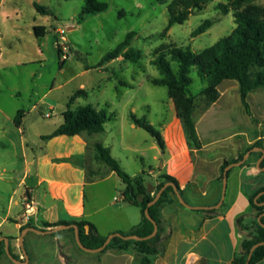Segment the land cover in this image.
<instances>
[{
  "label": "rangeland",
  "instance_id": "374dc122",
  "mask_svg": "<svg viewBox=\"0 0 264 264\" xmlns=\"http://www.w3.org/2000/svg\"><path fill=\"white\" fill-rule=\"evenodd\" d=\"M98 1L108 4L107 11L78 22L84 0H37L47 9V15L37 13L32 0H0V132H12L17 137L23 133L22 137L29 142L37 133H52L63 122L61 114L68 108L84 104L105 108L114 116L104 125V130L97 134L83 132L77 143L81 146V140L86 139L109 148L111 156L127 175L133 177L143 172L148 180L146 172L150 169L158 171L162 161L187 140L184 125L175 115L167 89L151 84V80L159 77L151 61L160 52L170 59L168 50L172 47L189 46L193 52H198L211 46L234 28L232 11L216 8L217 4H225L227 0H213L204 10L192 14L183 24H174L161 35L168 22L166 4L156 0ZM253 3L264 5V0H253ZM205 21H210V26L203 33L192 36ZM35 26L44 27L43 37L34 35ZM131 31L136 34L129 48L140 53L139 60L132 62L118 57L97 67L102 57ZM171 66L176 69L175 62H171ZM189 77L192 83L188 94L196 97L206 83L194 68ZM234 86L239 85L232 80H225L218 86L220 93H228L222 100H229L231 125L227 124L225 128L220 116H216L214 122L208 120L206 127L205 121L199 124L203 143L235 129L249 130L239 91H234ZM202 107L203 103L196 98L195 122L204 113ZM19 110L24 115L20 131L12 124ZM131 114L144 118L159 131L163 150L155 138L130 121ZM204 129L208 131V138L202 132ZM232 141L239 142L237 138ZM83 151V157L77 161L93 166V156L97 154L94 145H87ZM218 151L209 150L201 157L207 158ZM221 152L230 158L228 148ZM246 161L254 160L248 157ZM182 175L184 172H180L179 176ZM205 177L198 176L199 179ZM117 180L122 184L120 179ZM114 184L113 180H108L86 185L83 196L89 199L93 191L97 205H104L113 196L121 197L120 187ZM23 191L24 188L19 187L15 197L19 199ZM186 201L191 205L189 200ZM128 208L132 215L140 217L138 208ZM1 259L9 260L4 255Z\"/></svg>",
  "mask_w": 264,
  "mask_h": 264
},
{
  "label": "crops",
  "instance_id": "0c3cea01",
  "mask_svg": "<svg viewBox=\"0 0 264 264\" xmlns=\"http://www.w3.org/2000/svg\"><path fill=\"white\" fill-rule=\"evenodd\" d=\"M233 90L239 91V86H234ZM227 95L224 91L219 92L218 100L196 121L200 149L190 148L186 140L183 147V143L180 144L178 149L162 161L158 171L150 169L146 172L153 187L152 195L160 181L159 176L166 174L175 178L185 200L191 202L190 206H214L218 203L222 190L219 176L223 161L237 158L261 138V130L264 128L263 89L247 96L257 125H253L246 115L248 131L235 129L203 143L199 124L205 121L206 127L208 120L214 122L216 116H220V119H224L225 128L227 124L231 125L229 100H222ZM14 117L12 124L20 131L24 116L20 125L14 123ZM206 131L202 130L204 135L208 133ZM47 135L37 133L33 141L28 142L22 137L23 133L17 137L12 132H0V238H12L9 239V248L20 262L25 260L18 244L21 228L25 226L21 222V200L25 195L33 198L37 204L36 214L30 224L39 230L54 228H45L44 223L87 221L99 235L108 236L129 232L141 220V215H132L128 207L133 205L122 196L125 185L122 181L120 184L117 180L120 178L96 159L97 154L93 156V166L77 161L83 157V149L87 145H95L93 142L83 139L80 146L77 143L80 134L44 139ZM234 138L239 142H233ZM262 140L264 149V135ZM227 148L231 152L230 158L221 152ZM213 149L219 151L207 158L201 157V154ZM249 157L254 161L229 170L223 203L213 217L207 218L201 210L187 209L178 201L166 202L158 207L160 242L158 253L150 264H231L234 254L240 249L241 241L251 232L253 225L255 211L249 207L248 197L264 185V170L256 168L260 156L250 154ZM180 172H184L182 177L179 176ZM199 175L206 177L199 179ZM108 180H113L114 185L120 187L121 197L113 196L108 203L97 205L93 191L89 199L83 196V187L86 185ZM19 187H23L24 191L18 199L15 196ZM199 196L203 199H198ZM241 214H244L242 224L248 228L242 232L236 224ZM70 230L63 229L43 235L27 232L23 238V247L28 256L25 264H141L133 249L125 252H85L76 245L74 231ZM0 264L14 263L1 259ZM257 264H264V259Z\"/></svg>",
  "mask_w": 264,
  "mask_h": 264
},
{
  "label": "trees",
  "instance_id": "16d2710c",
  "mask_svg": "<svg viewBox=\"0 0 264 264\" xmlns=\"http://www.w3.org/2000/svg\"><path fill=\"white\" fill-rule=\"evenodd\" d=\"M159 4H166L168 14L167 26L162 31L161 35H165L174 24H183L189 16L196 12L204 10L207 4L213 0H156ZM32 6L37 13L47 15V9L40 5L37 0H32ZM216 8L223 12L232 11L234 28L229 34L219 38L211 46L193 52L189 46L172 47L168 50L170 59H167L165 53L160 52L155 55L151 64L157 69L159 77L151 80L154 86H162L167 89L168 98L172 101L176 117L182 121L185 132L187 133V145L190 148L200 149V142L196 132V122L193 114L196 107V98H199L203 103L202 112H205L219 98L218 86L225 80L236 81L239 85L240 103L249 117L253 125H257V121L253 117L247 96L251 92L264 89V5L253 3V0H227L225 4L219 3ZM108 4L98 0H84L83 8L78 15V22L84 19L107 11ZM210 21H205L199 25L193 32L192 36L203 33L209 26ZM33 33L36 37L44 36V27L35 26ZM135 32L131 31L126 34L125 38L116 45L115 48L109 50L100 60L97 67H101L105 63L117 59L118 57L124 60L137 62L140 58L138 51L129 48L130 41L135 36ZM125 49V50H124ZM171 62L176 63V69L171 66ZM191 68L196 69L201 80L206 83V86L195 97L188 94V88L192 83L189 73ZM63 122L49 135L44 136V139H51L58 136L73 137L83 132L88 134L101 133L104 130V125L110 121L114 113H109L105 108H96L91 104L77 105L74 108L66 109L62 114ZM21 110L17 111L14 117V123L20 125L23 117ZM130 121L139 128L144 129L148 134L155 138L159 148L163 150L164 143L158 130L149 124L144 118H137L134 114L130 115ZM264 128L261 130V138L256 140L252 145L241 152L237 158L232 160H224L221 169L219 180L222 181L223 169L243 158V155L253 149L262 148ZM97 151L96 159L105 164L113 171L123 182L124 190L122 196L124 200L139 208L141 220L129 232H118L121 235H136L138 237H146L153 230L152 223L145 217L144 211L147 204L154 198L157 191L167 183H173L183 199V191L175 178L162 174L159 176L160 181L154 187L155 192H147V187L152 184L146 180L144 173L136 176L127 175L121 168L119 162L110 154V149L103 147L101 144L94 145ZM260 156L261 153H251ZM248 164V161L241 166ZM259 167H264V158L259 164ZM229 173V171H228ZM227 173V175H228ZM264 191V185L258 188L255 192L249 195V207L255 211L253 225L249 232L240 243V249L234 254L231 264H246L247 256L253 245L264 241V228L257 221L259 215L264 214V193L260 195L256 201L255 197ZM178 201L174 195L171 186H168L161 194L160 198L154 205L148 208L150 217L157 224V233L154 237L143 240H123L118 237L111 239L109 244L100 253L113 250L116 252H125L133 249L140 258L141 264H150L151 259L158 253L160 242L161 222L159 219L158 207L166 202ZM186 202V200H185ZM187 203V202H186ZM207 218L213 217L217 210H201ZM244 214H241L236 219V224L239 231L248 230L242 224ZM261 223L264 224V215L261 217ZM60 225H76L79 231L81 243L89 249L100 247L107 236L99 235L95 227L87 221L79 222H55L44 223L45 228L56 227ZM31 227V224H26L21 228V231ZM87 228V231H86ZM72 230V229H71ZM12 239V238H8ZM10 250V248H9ZM11 255L18 259L15 255ZM5 254L4 243H0V257ZM7 257V256H6ZM264 259V245L257 247L250 259L249 264H257Z\"/></svg>",
  "mask_w": 264,
  "mask_h": 264
},
{
  "label": "water",
  "instance_id": "95a60500",
  "mask_svg": "<svg viewBox=\"0 0 264 264\" xmlns=\"http://www.w3.org/2000/svg\"><path fill=\"white\" fill-rule=\"evenodd\" d=\"M252 152H259L261 153L260 157L258 158L257 162H256V168L258 170H264V167L260 168L259 167V164L260 162L262 161V159L264 158V149L259 147V148H253L249 151H247L244 155H243V158L240 160V161H237L235 163H231L229 165H227L224 169H223V173H222V190H221V196H220V199L218 201L217 204H215L214 206H190L188 205L185 200L183 199V197L181 196V194L179 193L178 189H177V186L173 183H170V182H167L165 183L162 188H160L157 193L155 194L154 198L147 204V207L144 211V214H145V217L152 223L153 225V230L151 232V234H149L148 236L146 237H138L136 235H127V236H124V235H121L120 233H112V234H109L104 243L98 247V248H95V249H89V248H86L80 241V238H79V231H78V227L76 225H60V226H56L52 229H49V230H39L35 227H27L26 229H24L23 231H21L19 237H18V244L19 246L21 247V250L23 252V255H24V262H20L19 260H17L16 258H14L11 253H10V250H9V239L7 237H1L0 238V243L3 242L4 243V249H5V254L7 256V258L13 262L14 264H25L28 260V256H27V253L25 252V249L23 247V238L25 236V234L27 232H33V233H36V234H52L54 232H57L59 230H63V229H73L74 231V238H75V242H76V245L83 251L85 252H90V253H100L101 251L104 250V248L109 244V242L111 241L112 238L114 237H118V238H121L123 240H136V241H143V240H148L152 237H154L157 233V224L156 222L150 217L149 213H148V208L151 207L152 205H154L156 203V201L160 198L162 192L168 187V186H171L172 189H173V192H174V195L175 197L177 198L178 202L185 208L187 209H192V210H212V209H218L222 203H223V200H224V197H225V191H226V187H227V173L228 171L233 168V167H237V166H241L246 160L247 158L249 157V155L252 153ZM153 190V187L152 186H148L147 187V192H151ZM264 193V191L260 192L254 199V201H256V199L262 195ZM264 215V214H262ZM262 215H259L258 218H257V221L258 223L260 224V226H262L264 228V224L261 223V217ZM261 245H264V241L263 242H259V243H256L255 245H253L249 251V254L247 256V260H246V264H249V259L253 253V251L261 246Z\"/></svg>",
  "mask_w": 264,
  "mask_h": 264
},
{
  "label": "built area",
  "instance_id": "2783aa9c",
  "mask_svg": "<svg viewBox=\"0 0 264 264\" xmlns=\"http://www.w3.org/2000/svg\"><path fill=\"white\" fill-rule=\"evenodd\" d=\"M62 58L65 59L66 57L63 55ZM21 205L23 208L21 222L26 225L30 223L32 217L36 214L37 204L33 200V198L28 195H25L21 200Z\"/></svg>",
  "mask_w": 264,
  "mask_h": 264
}]
</instances>
